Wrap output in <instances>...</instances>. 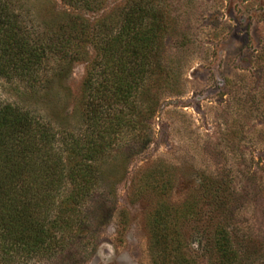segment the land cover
<instances>
[{"label":"rangeland","instance_id":"obj_1","mask_svg":"<svg viewBox=\"0 0 264 264\" xmlns=\"http://www.w3.org/2000/svg\"><path fill=\"white\" fill-rule=\"evenodd\" d=\"M0 1L35 39H49L65 15L112 36L136 4L160 28L135 130L98 162L111 185L97 187L81 208V228L50 254L6 256L10 243L0 239V264H264V0H88L83 8ZM82 50L62 79L35 93L0 78V105L78 133L96 47ZM57 63L54 55L44 63L48 79ZM140 135L149 143L125 159ZM54 217L48 212L46 223Z\"/></svg>","mask_w":264,"mask_h":264},{"label":"trees","instance_id":"obj_2","mask_svg":"<svg viewBox=\"0 0 264 264\" xmlns=\"http://www.w3.org/2000/svg\"><path fill=\"white\" fill-rule=\"evenodd\" d=\"M64 2L89 7L88 0ZM64 19L49 39H35L0 1V78L17 79L35 93L49 87L53 78L62 79L84 44L93 42L96 47L83 83V110L78 117L83 128L78 133L75 127H54L21 108L0 105V239L10 243L6 256L18 250L50 254L63 243V236L81 228V208L101 183L111 185V172L101 170L98 162L107 160L122 137L135 130L133 117L142 114L136 101L160 29L155 13L141 4L124 10L112 36L98 33L101 24L92 27L80 16ZM50 55L58 59L52 79L41 71ZM145 112L152 114L151 109ZM149 140L137 136L122 155L134 156ZM51 211L55 217L48 224ZM218 244L223 249L227 241L221 236Z\"/></svg>","mask_w":264,"mask_h":264}]
</instances>
